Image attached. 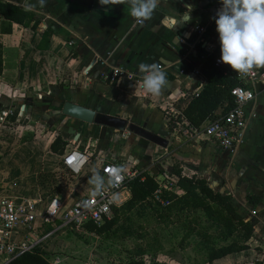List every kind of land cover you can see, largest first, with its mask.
Instances as JSON below:
<instances>
[{
  "label": "crops",
  "instance_id": "obj_1",
  "mask_svg": "<svg viewBox=\"0 0 264 264\" xmlns=\"http://www.w3.org/2000/svg\"><path fill=\"white\" fill-rule=\"evenodd\" d=\"M0 1L25 10L24 0ZM32 2L35 3V0ZM110 7L101 6L98 0H47L43 8L37 5L35 10L29 11L42 21L37 32L12 24L11 33L0 34L3 48L0 118L6 109L16 113L19 110L20 117L25 109L33 108V104L42 108L40 99L51 96L55 99L52 106L54 122L78 129L70 132L65 139L68 144L64 155L76 150L75 143L83 138L89 141V147L96 143L98 149L105 151L104 155L91 154V162L83 169L89 171L88 176L92 175L93 169L100 170L99 160L124 159L129 164L121 167H130L134 161L133 153H137L141 168L151 171L156 167L154 170L158 174L174 175L173 170L180 169L184 176L199 177L196 170L202 168L207 177H221L224 180L222 191H228L234 208L243 219L254 224L255 238L250 241L252 245L247 243L250 246L248 250L211 264H246V261L252 260L264 264V84L259 83L254 89L255 99L248 109L255 117L248 121L245 140L233 158L221 154L212 143L187 140L176 134L175 129L172 132L165 115L168 112L172 116L181 114L191 97L205 83L202 76L197 78L192 74V70L198 68L199 57L210 54L199 48L197 29H206V36L202 38L207 41L219 39L216 28L213 33L208 34L207 31L221 7L220 0H159L151 19L142 25L128 14L127 6ZM188 15L191 18L184 23ZM2 20L0 17V28ZM46 28H51L53 35L47 49L40 51L36 46L40 33ZM141 63H157L165 71L168 84L160 96L146 95L126 79L110 85L103 78L116 68L142 78L138 69ZM259 69L264 71V68ZM180 71L184 73L180 74ZM65 101L128 117L131 122L165 138L168 144L164 148L130 134L127 138H119L118 133L111 129L88 126L63 117L60 112ZM54 132L56 136L63 137L60 130ZM86 132L91 133L88 138L83 137ZM137 139L142 144H138ZM51 142L52 139L46 146L47 151L53 157L52 161L62 167L64 155L49 152ZM144 143L152 147L144 150L141 147ZM152 157H156L153 161L163 163L161 167L150 164ZM40 168L54 170V165L44 163L41 167L37 165L36 170ZM83 175L81 181L86 179ZM205 179L208 181V178ZM57 185H61L62 191L48 200L64 198L63 185L60 182ZM247 195L258 197L261 201L252 206L246 201ZM129 197L127 192V199Z\"/></svg>",
  "mask_w": 264,
  "mask_h": 264
},
{
  "label": "rangeland",
  "instance_id": "obj_2",
  "mask_svg": "<svg viewBox=\"0 0 264 264\" xmlns=\"http://www.w3.org/2000/svg\"><path fill=\"white\" fill-rule=\"evenodd\" d=\"M40 100L43 102L40 104L43 105L42 108L33 104V108L30 106L25 109L23 116L18 117L19 110H17V113L14 112L13 115L4 117L5 119L0 118L2 119L0 120V194L17 200H41L43 204L45 200L62 191L61 185H57L60 182L65 190L62 200L67 209L74 200L91 192L92 186L88 183L89 171L82 170L75 175L69 174L60 164L52 161L53 157L49 155L46 146L51 139L53 141L56 137L54 131L59 132L60 130L63 138L66 139L70 132L78 129L54 122V108L52 107L54 98L44 96ZM29 102L31 104L32 100ZM165 115L169 119L167 123L169 129L172 132L175 129V133L178 134L179 130L174 125L176 115L172 116L169 112ZM122 134L127 133L126 131L118 133V137L123 138ZM83 135L88 138L91 133L86 132ZM203 142L207 143V141ZM137 143L142 144L139 139ZM88 144L87 139H79L74 148L79 152L85 151L92 155L93 152H96L94 154H105L104 149H98L96 143L93 147H89ZM141 147L145 150L151 148L152 145L144 143ZM131 152L132 149L129 150V153ZM133 154L134 161L130 164L138 172H144L146 169L141 168L137 153ZM153 158L150 164L152 163L154 167H161L163 163L160 160L153 161L156 157ZM105 160L120 167L129 164L124 159L104 158L103 161ZM44 163L53 164L54 170H42L41 168L36 170L37 165L41 167ZM196 172L199 177L208 178L212 188L223 190L224 180L221 177L218 178L216 175L207 177L202 168ZM81 174L86 175L84 181H81ZM127 217L128 221L119 223L107 236H96L85 232L82 227L68 226L43 239L40 248L49 262H55L58 258L62 260L61 264H129L131 262L204 264L207 252L201 239L202 232L206 231L209 234L211 245L222 246L229 242V240H223L215 232V228L208 225L201 213L172 216L169 220L163 221L157 218L156 212L146 209L132 211ZM58 226L57 223L56 227ZM49 228L51 227L45 224L40 226L35 233V238L46 236ZM247 246L250 248L249 245ZM255 251L259 250L255 249ZM0 264H4L3 257H0ZM246 264H256V261H246Z\"/></svg>",
  "mask_w": 264,
  "mask_h": 264
},
{
  "label": "built area",
  "instance_id": "obj_3",
  "mask_svg": "<svg viewBox=\"0 0 264 264\" xmlns=\"http://www.w3.org/2000/svg\"><path fill=\"white\" fill-rule=\"evenodd\" d=\"M197 33L200 37L198 46H200L199 48L202 51L212 53L216 47L220 48L219 39L211 42L202 38L206 36L205 28H198ZM222 64L220 57H218L215 60V65L220 66ZM183 73L184 71H180V74ZM192 74L197 78L202 76L198 68L193 69ZM103 78L110 85L126 79L136 84L138 89L142 91V78L125 70L112 69ZM237 82L238 84L230 92L234 103L232 110L213 120L205 121L197 129L189 126L183 120L181 114H177L174 118V125L179 130V134L187 140L212 143L221 154L226 155L228 158H233L245 140L248 121L250 118L255 117L249 111L248 106L255 99L254 89L256 85L259 83L264 84V71L255 69L247 76H239L237 74ZM13 114L14 110L4 111L1 118L5 119L4 117ZM128 136V133L122 134L123 138ZM91 157V154L79 152L78 150L68 151L62 159L61 165L69 174L75 175L91 162ZM99 163L101 166L99 172L105 176L106 180L114 167H120L115 163L103 160H99ZM122 168V174L117 179L114 187L106 186L104 193L96 197H92L90 193L83 195L76 199L67 209L63 200L57 197H53L42 204L41 200H17L16 198L0 194V257H3L4 264H8L19 255L31 251L43 239L55 234L58 230L68 226L81 228L87 223L101 226L106 221L111 220L113 217L112 208L127 200L128 190L126 183L141 173L135 170L133 166ZM144 172H148L152 176L150 170ZM153 178L157 188L152 193L149 201L160 208H167L171 201L164 199L163 194L169 193L179 196L182 192L177 187L178 177L160 173L157 176H153ZM84 201H88V204L85 205ZM251 215L254 216L255 212L252 211ZM56 222L59 223L58 227L55 226ZM44 224L51 225L54 228L46 236L36 239L35 233L37 229ZM56 260L60 261L58 258Z\"/></svg>",
  "mask_w": 264,
  "mask_h": 264
},
{
  "label": "trees",
  "instance_id": "obj_4",
  "mask_svg": "<svg viewBox=\"0 0 264 264\" xmlns=\"http://www.w3.org/2000/svg\"><path fill=\"white\" fill-rule=\"evenodd\" d=\"M0 17L3 19L0 34L11 33L12 24H17L34 32H37L42 25V21L33 12L25 11L17 5L3 1H0ZM3 26H5V29H2ZM215 28L216 24L213 21L207 33H213ZM52 35L51 28H46L40 33V40L36 46L37 50H46ZM2 49L0 43V75L3 70ZM220 56V48L216 47L212 53L199 57L197 67L205 83L201 85L198 94L195 93L181 111L183 120L192 128L197 129L205 121L224 115L234 107L230 92L238 84L237 73L228 65L216 66L215 60ZM217 111H219L218 114ZM67 144L65 138L57 135L49 145V152L62 156L65 153ZM172 174L178 177L177 187L183 194L178 196L164 193V199L171 201L167 208H160L149 201L152 193L157 188V184L148 172H141L126 183L130 197L122 205L112 208L113 217L111 220L106 221L101 226L87 223L82 228L85 232L96 236H107L113 232V229L119 223L125 220L128 221V214L135 210H152L156 212L157 218L163 221L169 220L172 216L201 213L208 225L214 227L215 232L223 240H229L228 244L214 246L210 244L209 234L206 231L202 232L201 239L207 252L205 264H211L216 260L249 249L247 243L254 238V224L245 221L237 212L231 202L230 195L226 194L225 191H221L220 188H212L205 178L193 175L184 176L180 169L173 170ZM246 201L248 204L256 206L261 200L258 197L247 195ZM48 226L51 227L47 230L50 233L54 227ZM8 264L52 263L47 260L46 254L38 244L31 251L19 255ZM129 264H143V262H131Z\"/></svg>",
  "mask_w": 264,
  "mask_h": 264
},
{
  "label": "clouds",
  "instance_id": "obj_5",
  "mask_svg": "<svg viewBox=\"0 0 264 264\" xmlns=\"http://www.w3.org/2000/svg\"><path fill=\"white\" fill-rule=\"evenodd\" d=\"M101 6L124 5L128 14L138 23L151 19L159 0H98ZM47 0H24L25 11H33L37 5L43 8ZM221 7L213 17L220 43V62L230 66L239 76H247L253 70L264 68V0H220ZM190 15L184 21L190 20ZM142 74V91L158 97L168 84L165 71L157 63L138 65ZM119 131V130H117ZM122 167H114L107 177L93 169L88 183L92 186L90 195H102L106 186L114 187L121 176ZM87 205L88 201H84ZM54 264H60L56 260Z\"/></svg>",
  "mask_w": 264,
  "mask_h": 264
},
{
  "label": "water",
  "instance_id": "obj_6",
  "mask_svg": "<svg viewBox=\"0 0 264 264\" xmlns=\"http://www.w3.org/2000/svg\"><path fill=\"white\" fill-rule=\"evenodd\" d=\"M60 113L63 117L74 119L88 126L108 128L117 133L127 131L128 134L146 140L157 146L165 148L168 144L165 138L131 122L128 117L123 118L121 116L105 113L102 110H92L68 101L63 103ZM154 169L151 170V174L152 176H157V170ZM225 192L228 194L227 190Z\"/></svg>",
  "mask_w": 264,
  "mask_h": 264
}]
</instances>
